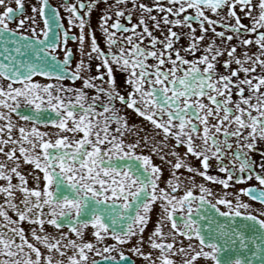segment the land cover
Instances as JSON below:
<instances>
[{
  "label": "snow or ice",
  "instance_id": "obj_1",
  "mask_svg": "<svg viewBox=\"0 0 264 264\" xmlns=\"http://www.w3.org/2000/svg\"><path fill=\"white\" fill-rule=\"evenodd\" d=\"M136 260L264 264V0H0V264Z\"/></svg>",
  "mask_w": 264,
  "mask_h": 264
},
{
  "label": "flooded vegetation",
  "instance_id": "obj_2",
  "mask_svg": "<svg viewBox=\"0 0 264 264\" xmlns=\"http://www.w3.org/2000/svg\"><path fill=\"white\" fill-rule=\"evenodd\" d=\"M52 3H56V0H52ZM27 6V5H26ZM101 7H103V5H101ZM61 15L63 16L64 15V12L63 11H61ZM92 24H93V27H95V25H96V21H97V16H98V13L96 12V11H93L92 12ZM133 23H135L136 22V17L134 16L133 17V21H132ZM245 23H247V21H245ZM65 24H67V21L65 20ZM42 26V25H41ZM175 30V29H174ZM219 30V29H218ZM73 31H76V29H73ZM85 31L87 32V29H85ZM154 34H156V35H158L159 36V33L158 32H156V33H154ZM198 34V33H197ZM182 43L184 42L183 40L181 41ZM233 43H235V41H233ZM69 44L70 45H72V42L71 41H69ZM86 44H87V42H86ZM73 47H75L74 45H72ZM254 50V49H253ZM239 51V50H238ZM39 79V78H38ZM65 83L67 84V83H69L68 81H65ZM77 83V85H79V81H77L76 82ZM181 151H182V149H181ZM154 159H155V157H154ZM157 163L159 162L158 160L156 161ZM31 179H29V184L31 185ZM249 183H256L254 180L253 181H250ZM243 186H245V185H238V187H243ZM245 199H247V198H245ZM257 209H259L260 208V205H259V203H256L255 205H254ZM49 231H52V229L51 228H49L48 229ZM87 238V237H86ZM109 243H111V241H108ZM130 255V254H129ZM101 264H104V262L103 261H101ZM136 264H141V262L139 261V260H136Z\"/></svg>",
  "mask_w": 264,
  "mask_h": 264
}]
</instances>
